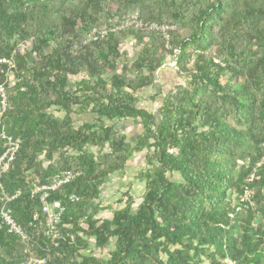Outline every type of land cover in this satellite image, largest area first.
Masks as SVG:
<instances>
[{"label": "trees", "instance_id": "1", "mask_svg": "<svg viewBox=\"0 0 264 264\" xmlns=\"http://www.w3.org/2000/svg\"><path fill=\"white\" fill-rule=\"evenodd\" d=\"M130 16L174 25L170 48L134 26L85 40ZM166 57L183 81L148 111L138 94ZM0 86V124L20 141L0 174L19 194L0 212L9 206L29 235L0 226V264H264V0H0ZM128 120L142 128L133 141L116 128ZM143 152L141 201L125 193L124 206L97 217L108 178ZM68 169L81 174L51 194L65 206L54 247L31 184ZM91 240L112 243L106 259L86 252Z\"/></svg>", "mask_w": 264, "mask_h": 264}, {"label": "built area", "instance_id": "2", "mask_svg": "<svg viewBox=\"0 0 264 264\" xmlns=\"http://www.w3.org/2000/svg\"><path fill=\"white\" fill-rule=\"evenodd\" d=\"M134 26L141 31H149L156 33L163 41L165 49L170 48L171 32L175 30V26L166 22L142 21L136 16H130L118 20L113 18L108 23L93 29L86 36V41H93L99 37L106 35L108 32L119 30L124 27ZM5 62L6 60H2ZM171 65H174L172 62ZM5 90L0 86V116L6 108ZM0 139L4 142L5 149L0 155V174L5 172L10 163L13 161L16 152L19 148L20 141L12 137L6 132L4 124H0ZM81 174L77 169H68L59 173L53 174L49 177L48 182L38 184L33 182L31 184V194L38 197L40 202L41 212L44 216V233L52 246L57 247L62 239L61 219L65 211L64 204L58 199H51V194L62 186L69 184ZM19 194L17 191L10 194L0 186V202H9L16 198ZM249 192L244 190V193L239 196V201H248ZM235 212L239 211L241 206L237 202ZM233 213H230L232 216ZM0 226L8 233L18 235L23 241H29V235L26 229L19 225L12 215V210L9 206H4L0 212ZM19 264H46L45 258L29 257ZM224 264H233L229 259L224 260Z\"/></svg>", "mask_w": 264, "mask_h": 264}, {"label": "rangeland", "instance_id": "3", "mask_svg": "<svg viewBox=\"0 0 264 264\" xmlns=\"http://www.w3.org/2000/svg\"><path fill=\"white\" fill-rule=\"evenodd\" d=\"M113 8V6H111ZM133 40L127 39L123 44L121 45V50L125 51L127 54V57L130 61H132L136 55V52L138 48L133 47ZM172 64V59L170 57H166L164 60V63L161 67V69L158 71L157 76L155 77V80H160L159 73L161 75H164V77L168 78L169 74L167 76L166 73L171 70V77L172 82L180 83L182 82V78L179 77L174 69V66ZM78 77H70V83L72 84L74 81L78 80ZM162 82V81H161ZM164 82V81H163ZM170 84H164L161 83V89L158 92L157 87L150 86L147 88H144L139 94H138V106L145 108L148 111H156L157 106L162 100L163 94L161 92L162 89L166 88L165 86H170ZM52 112L56 116H62V112H57L55 110H52ZM94 119L93 114H83V115H77L75 116V124L79 125L82 121H92ZM116 128L119 130V133L124 134L128 140L133 141L136 137V134L141 131V124L139 121L128 120V121H121L118 122L116 125ZM95 152V149L93 150ZM145 166V157L144 152L138 153L133 155L131 160L127 163L126 170L122 174H113L111 175L106 184L103 186V190L101 193L100 201L102 203V206L106 209L100 210L97 213V217L100 218H106L110 217L112 214V211L114 209H119L127 201V198L124 194L128 193V195L133 199V202L135 204H138L141 201L142 194L144 192V181H140L135 178L138 170ZM230 203L233 204L235 202L234 195L231 194ZM239 217L242 216V213L237 214ZM112 248V243L110 245L104 247L103 249H98L94 246L93 241H90V246L88 251L92 255L100 258V259H106L108 257V253Z\"/></svg>", "mask_w": 264, "mask_h": 264}, {"label": "crops", "instance_id": "4", "mask_svg": "<svg viewBox=\"0 0 264 264\" xmlns=\"http://www.w3.org/2000/svg\"><path fill=\"white\" fill-rule=\"evenodd\" d=\"M171 70H169L167 73H166V75L165 76H167L168 74H169V77L168 78H166V77H164L163 78V76L164 75H161V73H159V77H160V80L158 81V80H155V83H154V87H157V89H158V92H159V90L162 88L161 87V83H163V85L166 83V84H170V83H172V85H170V86H165V88H166V91H168L169 89H171L173 86H174V82H172V77H171V72H170ZM162 81V82H161ZM164 81V82H163ZM177 84V83H176ZM161 87V88H160ZM163 91L161 92V94H164L166 91H165V89H162ZM85 115V114H84ZM134 122V121H133Z\"/></svg>", "mask_w": 264, "mask_h": 264}]
</instances>
